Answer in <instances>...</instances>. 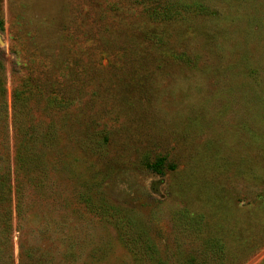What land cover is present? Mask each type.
Wrapping results in <instances>:
<instances>
[{
  "label": "rangeland",
  "instance_id": "1",
  "mask_svg": "<svg viewBox=\"0 0 264 264\" xmlns=\"http://www.w3.org/2000/svg\"><path fill=\"white\" fill-rule=\"evenodd\" d=\"M141 1L0 0V178L25 81L52 135L44 185L10 220L0 198V264H264V0H160L181 11L163 20Z\"/></svg>",
  "mask_w": 264,
  "mask_h": 264
},
{
  "label": "trees",
  "instance_id": "2",
  "mask_svg": "<svg viewBox=\"0 0 264 264\" xmlns=\"http://www.w3.org/2000/svg\"><path fill=\"white\" fill-rule=\"evenodd\" d=\"M142 5L146 4V9L148 13L155 20H163V19H172L177 17L180 14V10L177 6L163 4L160 0H142ZM41 88L37 86L33 81L28 80L25 81L22 86L17 87L13 92V102H12V124L16 129V147L14 153V174L15 181L11 182V177L7 179L0 178V198H6L10 202V211L8 218L11 219L13 212V192L17 196V208L21 207V195L23 189L25 187V182L29 181L31 174L37 173L40 176V180L36 184L41 187L45 183L46 177V168L44 167V163L42 162L40 156L37 154V149L35 143L39 140L44 142L45 139L52 137L50 130L43 131L40 126L32 125L28 123L30 116V100H31V91L34 88ZM48 103L55 106L64 107L67 105L66 100H62L58 96H50L48 99ZM165 157H161L157 159L154 163H150L148 165L151 171L162 172L161 170L165 166ZM81 199H83L86 204L91 206L93 210L104 217L107 220L112 222H116L118 226L121 224L126 228L129 227L130 230L133 229V224L130 221L126 223L123 220L124 217L119 216L112 208L107 206L106 204L100 205L92 203L88 201L81 191L78 193ZM1 201V200H0ZM180 223L183 224V228L186 231H193L196 233H201L200 226L202 225V219L195 217L193 215H182L180 217ZM138 238L134 241L135 244L139 243V239L147 240L145 235L142 233H136ZM124 235H126L124 233Z\"/></svg>",
  "mask_w": 264,
  "mask_h": 264
}]
</instances>
